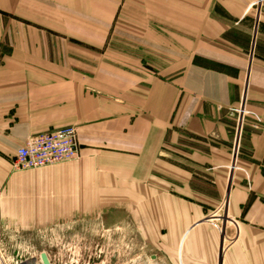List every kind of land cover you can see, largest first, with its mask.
Instances as JSON below:
<instances>
[{
	"label": "crops",
	"instance_id": "crops-1",
	"mask_svg": "<svg viewBox=\"0 0 264 264\" xmlns=\"http://www.w3.org/2000/svg\"><path fill=\"white\" fill-rule=\"evenodd\" d=\"M118 1L0 0V227L104 232L88 249L116 263L121 238L128 264H264V0H128L172 48L151 72L18 18L111 17ZM241 103L253 119L234 135L222 116ZM68 126L78 159L13 171L27 139Z\"/></svg>",
	"mask_w": 264,
	"mask_h": 264
},
{
	"label": "rangeland",
	"instance_id": "rangeland-1",
	"mask_svg": "<svg viewBox=\"0 0 264 264\" xmlns=\"http://www.w3.org/2000/svg\"><path fill=\"white\" fill-rule=\"evenodd\" d=\"M128 3V0L118 1L117 12L111 17L60 15L54 9L38 6L37 9L39 10L35 11L36 13L27 11V14L18 18L25 20L27 23L33 22L49 27L57 34H64L70 38L81 40L86 45L87 55H89V52L97 53L101 55L103 62L115 63L122 68L136 72H151V67L147 64L149 59H155L160 54L165 58V61H168L172 56V48H162V52H159L158 33L150 32L149 37L147 32L143 31V24L148 25L147 20L144 22L141 14H136ZM32 6L36 10V5L33 4ZM23 7L29 9L31 2L25 1ZM40 9L48 12V15L39 14ZM143 36L146 41L149 39L150 43H143ZM201 64L212 67L211 64L205 62ZM242 107L241 103L235 107L227 108L222 116V119L232 124L231 131L234 135L237 134L240 121L253 119L252 113L247 109L243 117L240 115L239 111ZM217 109L223 110L219 106ZM229 170L233 171L230 165ZM89 238L103 242L104 232L94 236L92 234ZM89 238L80 242H68L62 233L58 231L55 234H45L43 232L17 239L8 229L0 227V252L7 262L11 261L10 259L18 253L24 257L27 254L38 255L44 252L49 255L53 264H97L100 260H103L104 256L101 255L100 258H96V256L90 254L92 250L88 249L89 243H91ZM120 240L123 245L120 246L119 259L126 262L125 240L121 238ZM81 246L86 247V249L82 250ZM90 247H93V245ZM103 254H105L104 250Z\"/></svg>",
	"mask_w": 264,
	"mask_h": 264
},
{
	"label": "built area",
	"instance_id": "built-area-1",
	"mask_svg": "<svg viewBox=\"0 0 264 264\" xmlns=\"http://www.w3.org/2000/svg\"><path fill=\"white\" fill-rule=\"evenodd\" d=\"M239 112L243 117L247 111L243 106ZM78 157L79 145L76 129L72 126H68L27 139L16 149L11 159V167L13 171L33 170L49 167L61 162L74 161L78 159ZM40 254H27V256L23 257L18 253L10 259L11 261L7 262L0 252V264H42ZM46 255L49 263L53 264L49 255ZM91 255L94 257L96 256V258H100L101 255L104 256L103 260H100L97 264H111L109 260L112 258L114 260L113 264H128L122 261L116 263L115 253H113V255L108 254L107 257H105L103 248L98 245L94 246Z\"/></svg>",
	"mask_w": 264,
	"mask_h": 264
},
{
	"label": "water",
	"instance_id": "water-1",
	"mask_svg": "<svg viewBox=\"0 0 264 264\" xmlns=\"http://www.w3.org/2000/svg\"><path fill=\"white\" fill-rule=\"evenodd\" d=\"M40 260L42 264H50L47 255L44 252L40 254Z\"/></svg>",
	"mask_w": 264,
	"mask_h": 264
}]
</instances>
